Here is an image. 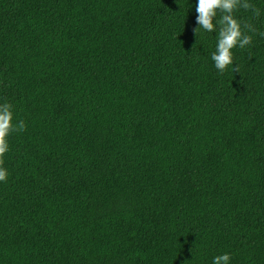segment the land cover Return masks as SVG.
<instances>
[{
  "label": "trees",
  "instance_id": "1",
  "mask_svg": "<svg viewBox=\"0 0 264 264\" xmlns=\"http://www.w3.org/2000/svg\"><path fill=\"white\" fill-rule=\"evenodd\" d=\"M194 5L0 0V264H264V38L220 73Z\"/></svg>",
  "mask_w": 264,
  "mask_h": 264
},
{
  "label": "clouds",
  "instance_id": "2",
  "mask_svg": "<svg viewBox=\"0 0 264 264\" xmlns=\"http://www.w3.org/2000/svg\"><path fill=\"white\" fill-rule=\"evenodd\" d=\"M196 30L203 33H215V48L210 59L213 67L220 73L233 65V49H245L251 45L252 35L264 38L260 31L250 23L238 19L235 13L239 9L249 11L253 17L261 15V10L254 7L251 0H195ZM217 16L219 18L217 19ZM24 122L13 123L12 106L0 103V157L9 150L7 137L15 131H23ZM8 172L0 167V183L7 180ZM211 264H231V256L227 252L215 255Z\"/></svg>",
  "mask_w": 264,
  "mask_h": 264
}]
</instances>
